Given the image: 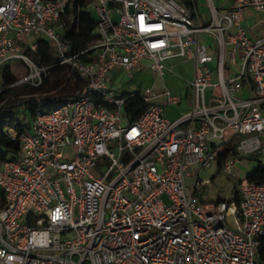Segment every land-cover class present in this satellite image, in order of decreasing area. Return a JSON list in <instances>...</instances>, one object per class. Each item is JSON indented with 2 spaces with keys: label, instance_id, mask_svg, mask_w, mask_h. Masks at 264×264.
Masks as SVG:
<instances>
[{
  "label": "built area",
  "instance_id": "built-area-1",
  "mask_svg": "<svg viewBox=\"0 0 264 264\" xmlns=\"http://www.w3.org/2000/svg\"><path fill=\"white\" fill-rule=\"evenodd\" d=\"M205 6L206 20L197 0H88L97 37L76 52L63 30L80 0H0V78L19 74L0 93L42 83L48 67L33 55L43 39L85 80L18 133L3 129L19 151L0 164V264H264V183L240 182L238 203L207 211L185 181L217 160L227 130L245 136L239 152L264 154V36L241 25L246 9L264 21V0ZM176 57L193 64L177 118L165 107L182 98L165 85L124 93L112 83L162 76Z\"/></svg>",
  "mask_w": 264,
  "mask_h": 264
},
{
  "label": "trees",
  "instance_id": "trees-1",
  "mask_svg": "<svg viewBox=\"0 0 264 264\" xmlns=\"http://www.w3.org/2000/svg\"><path fill=\"white\" fill-rule=\"evenodd\" d=\"M87 2L88 0H80L78 16L75 17L74 20H67L63 30V39L68 41L72 49L76 52L84 50L85 47L97 37L93 32L96 25L95 15L93 12L86 9ZM33 58L37 65L48 67L42 83L36 87L27 84L21 85L25 87L26 95L24 97H17L16 99L7 95L9 90L0 93V101L5 100L1 106L0 113L6 109V107L13 106L12 102L16 104L25 102L28 109V117L26 118L27 121H30L38 111L50 109L67 99L77 97L81 93L85 80L81 78L76 71H70L68 65L58 64L57 53L55 49L49 45L47 40L43 39L40 41V45L34 53ZM80 59L83 61L86 60V54L81 55ZM1 78L2 87L8 86L16 79L7 67L3 69ZM139 107L140 105L137 102H129L127 104V110L136 115L139 111L141 112V108ZM6 122L11 125L15 133H18L24 127L22 122L0 119V164L5 160L14 159L19 151V142L17 138L14 140L10 139L3 130ZM236 146L237 143L233 144L230 141L223 144V150L219 151L217 154L218 167L222 168L225 165L229 155L236 158L239 157ZM248 155L254 158L251 154ZM256 161L255 168L246 176L245 181L264 183V160ZM239 199V194L236 192L229 201L238 203ZM223 200H225L224 197H218L213 200V203L216 204ZM2 206L3 195L0 192V207ZM262 257H264V251H262Z\"/></svg>",
  "mask_w": 264,
  "mask_h": 264
},
{
  "label": "rangeland",
  "instance_id": "rangeland-1",
  "mask_svg": "<svg viewBox=\"0 0 264 264\" xmlns=\"http://www.w3.org/2000/svg\"><path fill=\"white\" fill-rule=\"evenodd\" d=\"M197 1L198 4H200V9L206 11L205 0ZM165 64L167 67L172 66V70L166 69L162 76L159 74L154 75L149 70L145 69L135 73L134 78L128 77V75L124 73H120L113 78L112 83L114 87L124 93H128L135 88L142 86H150L154 91L160 92L163 89V85H165L173 95L182 98V102L179 105L169 106L165 110L167 117L171 119L177 118L181 113L187 110V103L191 98V90L188 81L193 74V64L191 61H186L179 57L168 59ZM5 65L13 67L15 63L13 61H8ZM236 68H238V66H234V69ZM15 77L19 78V74H16ZM0 85L2 86V78H0ZM216 93L218 94L219 91L216 90ZM7 95L15 99L17 97H24L26 95L25 87L14 86L9 89ZM12 105L13 106L11 107H6V109L0 113L1 120L9 119L12 121L15 120L16 122H22L28 117V109L25 102L18 104L12 102ZM6 128H10L13 131V128L7 122L3 129ZM232 134L231 130H227L225 133V139H228V141L231 140L230 142L233 144H236L241 139L245 138V136L234 135L231 139L229 137ZM262 146H264V138H262ZM250 154L256 160H264V154H262L261 151ZM254 158H251L248 154L240 152L238 158L229 155V160L232 161L229 169H221L216 162H213L208 168H201L197 176L201 185L199 183L196 185V193L194 197L197 199L203 198L205 200L224 197L225 200L228 201L236 192L239 194L240 182H244L246 176L251 173L256 166L257 161ZM194 172L195 167L192 168L191 176L186 177L185 181L187 185L189 184L188 186L192 184ZM230 222L231 219H228L226 222L227 225L230 224Z\"/></svg>",
  "mask_w": 264,
  "mask_h": 264
},
{
  "label": "crops",
  "instance_id": "crops-1",
  "mask_svg": "<svg viewBox=\"0 0 264 264\" xmlns=\"http://www.w3.org/2000/svg\"><path fill=\"white\" fill-rule=\"evenodd\" d=\"M221 0H215V2L219 3ZM198 2V1H197ZM207 9V8H206ZM198 11L199 13L203 16V18L206 20L207 19V10L206 11H202L200 9V4H198ZM241 25H243L247 31L249 32L250 35L252 36H256V35H262L264 36V21H262V13L261 12H256L252 9H246L244 11V14H243V19L241 21ZM232 30H235V28H232ZM204 40L208 43V44H213L214 45V39L211 38L210 36H204ZM116 77V76H115ZM113 78L114 76L112 77V81H113ZM169 107V106H167ZM165 107V110L166 108ZM166 114V113H165ZM229 138H233V136L231 135ZM228 141V139H227ZM231 141V140H230ZM221 150H223V147L221 148ZM220 150V151H221ZM237 150V149H236ZM238 151V150H237ZM238 153L240 154V152L238 151ZM229 160V158L227 159ZM216 164H217V160L215 161ZM212 165V164H211ZM221 169H225V166H223ZM191 176V175H190ZM188 176V177H190ZM200 184L201 185V182L198 181V178L194 181V177H193V181H192V184L190 186L193 185V190H192V197L194 198V200L196 202H198L199 204H201L204 208V210H212L214 208V203H213V200L217 199L218 197L214 198V199H211V200H205V199H197L196 197H194L195 193H196V185L197 184ZM189 185V184H188ZM0 192H1V189H0ZM210 202V203H209Z\"/></svg>",
  "mask_w": 264,
  "mask_h": 264
}]
</instances>
